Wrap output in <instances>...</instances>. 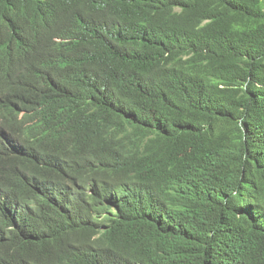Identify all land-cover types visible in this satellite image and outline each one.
I'll list each match as a JSON object with an SVG mask.
<instances>
[{
    "label": "trees",
    "instance_id": "trees-1",
    "mask_svg": "<svg viewBox=\"0 0 264 264\" xmlns=\"http://www.w3.org/2000/svg\"><path fill=\"white\" fill-rule=\"evenodd\" d=\"M0 264H264V0H0Z\"/></svg>",
    "mask_w": 264,
    "mask_h": 264
}]
</instances>
